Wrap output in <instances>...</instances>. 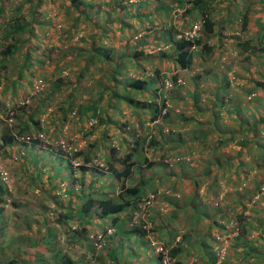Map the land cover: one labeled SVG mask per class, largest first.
<instances>
[{
    "label": "trees",
    "instance_id": "16d2710c",
    "mask_svg": "<svg viewBox=\"0 0 264 264\" xmlns=\"http://www.w3.org/2000/svg\"><path fill=\"white\" fill-rule=\"evenodd\" d=\"M214 1H218L219 10H228L227 15L219 21L211 13V2ZM261 2L264 14V0ZM98 3L97 0H0V71L7 70L11 61L19 60L18 54L23 57L18 74L12 75V85L20 83L28 74L34 64L33 53L37 52L39 56L44 55V59L52 61L53 47L44 54L38 52V36L45 35L46 38L49 30L54 29V32H60L61 40L71 41L78 38L77 46L65 52L67 56L63 52L61 58H64V62L51 65L53 74L50 75L54 81L51 90L40 98V102L35 105L24 102L20 106L23 116L18 117L20 122L9 123L7 128L1 127L3 119L0 117V151H5L21 141L26 151L32 155V167H27L29 171L35 173L38 164L45 165L44 170L50 176H57L58 180L60 171L65 168L70 172L73 181L64 192L58 185L51 186L52 189H60V192L54 193L57 208L52 214L46 206L41 215H36L37 211L29 210L31 216L29 219L25 217V223L29 227L37 224L40 233L32 231L31 235L21 238L17 257L10 259L8 263L0 260V264H83L91 252L95 254L97 245H100V252L95 256L106 263L108 261L107 264H164L166 257L168 264H185L193 255H200L198 260L202 261L201 264H264V203L255 201L251 207L247 205L252 204L255 196L263 192L264 173L255 186L243 188L233 201L226 202L238 203L241 210L234 211L232 208L234 212H222L225 221L218 222L217 225L210 212L196 220L180 216L177 225L170 220L166 222L160 219L164 215L162 209L151 213L154 206L145 215L148 216V221H133L140 210L139 202L149 194L156 198L160 195L166 206L173 205L174 211L170 216L178 217L181 214L177 209L180 202L189 203V206L190 203L193 206L197 203L198 207H202L203 203H212L211 200L218 198L217 193L222 186L219 184V174L224 180L229 177L235 182L245 178L246 173H242L245 172L247 159L257 155L256 165L264 171V78L248 79L249 87H241L244 95L228 89L227 85L231 82L228 71L222 73L221 78L217 75L219 72L213 70L195 73L191 86L196 90L193 91L178 81L181 77L191 75L195 58L202 63L206 54H217L227 39H231L240 55L250 52L252 55L264 56V15L257 21L255 35L244 39L234 33L236 27L233 26L236 19L241 18L240 29L248 30L251 5L242 6L240 0H140L135 8V3L130 0L126 4L122 0L118 1L116 6L120 7L119 15L112 21L118 25L117 31L135 24L133 21H126L129 17L136 18L135 15L156 11V17H162L157 24L162 25L161 31L166 34V39L160 40L159 52L152 50L148 54L146 49L151 51L158 47L154 45L158 38L152 23L146 26L145 33L140 36L146 40L132 49L129 47L130 43L116 46L113 42L108 46V43L103 42V37L106 38L109 34L106 27L92 36L87 34L85 21L90 13L94 10L95 17L100 18L101 13L106 14L109 11H103ZM149 15L154 17L153 14ZM199 17L204 19L203 36L195 41L177 37L181 29L185 31ZM177 20L180 27L175 23ZM224 29L232 33L223 35ZM82 30L84 34L80 33ZM117 33L115 32L114 37L120 32ZM119 35L132 40V36L127 37L122 33ZM167 46L173 47V52L168 53ZM120 49L122 50L119 51ZM132 55L135 58L148 56L149 61L154 63L151 68L154 72H151L149 78L140 75L124 76L125 68L132 66L136 69L127 57ZM245 59H250V56ZM167 60L174 61L177 67L168 78L174 84L179 82L181 88L177 89L178 94L176 90L170 93L169 97L174 96L182 102L172 110L166 103L168 99L158 93V90L151 89L156 79L161 80L162 65ZM73 61H77L81 69L75 70ZM134 61L142 65L141 60ZM181 70L185 71L184 76H181ZM73 72H76V76L67 79V75ZM206 75H210L213 81L210 80L212 91L209 94L203 91L202 95L198 89L201 85L198 80ZM2 76L0 72V80ZM262 76L264 77V73ZM38 77L44 79L42 76ZM234 77L236 78L235 75ZM222 80L226 83H222ZM86 81H89L88 85ZM82 83L85 85L82 86ZM67 87L72 89L67 93L65 101L61 102V111L54 124L64 126L71 114L74 119L72 125L74 129L78 128L76 133L84 140L80 147L70 148L71 145L67 142L66 149L59 144L56 150L52 143L33 137L31 130L48 131V124H45L40 113L50 106L53 99L59 98ZM78 89L86 92L77 95ZM149 91L155 94L154 100L151 97L147 100ZM37 95L33 94L32 98ZM186 98L191 102L183 101ZM115 101L118 104L124 103L125 106L115 107ZM0 106V110L4 109L3 105ZM164 108L166 111L162 114ZM9 109L11 108L6 107L5 111L8 112ZM125 109L130 113L129 121L123 120ZM207 115L211 121H207ZM15 117L17 118L16 111ZM8 118L7 114V121ZM227 121L232 122L231 127L227 126ZM146 123L145 129H141L140 126L143 127ZM167 124L169 127L166 129ZM51 127L52 125L49 126ZM100 129L103 131L100 137H88L99 133ZM196 141L203 143L208 149L196 155L192 161L186 156L195 154ZM231 144L241 147L229 153L227 146ZM151 150L154 155L160 153V161L150 157ZM22 154L26 157L25 152ZM174 157L177 158L176 164L171 161ZM74 160L78 162L77 165ZM96 160H101L102 163H94ZM116 163L122 164L123 169L118 170ZM148 171L150 173L146 176ZM212 174L214 179L211 180ZM87 175L90 176L89 182L85 180ZM105 179L109 180L107 184ZM208 181V192L202 194L199 184ZM166 182L171 186L163 190L162 186ZM180 184L193 186V190L183 193L179 188ZM115 185H118V191L114 190ZM6 192L7 187L0 182L2 205L6 200ZM221 206L217 203L216 208L222 209ZM1 210L0 207V214ZM246 210H249L247 214ZM254 211L258 214L253 215ZM214 214L219 215L218 212ZM168 216L169 214L167 218ZM208 218L212 220L207 229L203 222ZM108 220L113 227L112 233L108 232V228L102 231L91 229L96 223L104 226ZM5 221L6 216L0 223L4 224ZM233 222L238 225V230L237 225L230 226ZM180 225L179 232L176 227ZM217 227L221 232H212ZM1 230L0 226V249H5L3 238L6 234ZM155 231L158 236H166L165 244L169 249L165 254L151 249L152 234ZM235 231H238L235 236L230 235ZM62 232L67 235V250L60 243ZM225 234L231 236L232 242L228 245L233 247L231 255V250L221 253L220 245L224 244L221 237ZM13 240L16 241L15 238ZM77 245L85 250L79 256L72 251ZM140 254L145 257L143 260H138ZM192 264L200 263L195 261Z\"/></svg>",
    "mask_w": 264,
    "mask_h": 264
},
{
    "label": "rangeland",
    "instance_id": "374dc122",
    "mask_svg": "<svg viewBox=\"0 0 264 264\" xmlns=\"http://www.w3.org/2000/svg\"><path fill=\"white\" fill-rule=\"evenodd\" d=\"M99 3L98 5L100 6V8L103 11H107L109 10L106 14L101 13L100 14V18H96L95 17V11L93 10L90 13V16L86 19L85 21V30L87 32L88 35L92 36L94 33L97 34L100 29L102 30V28H107L109 29V34L108 37H103V42L108 43V46H110L113 42L115 43L116 46L119 45H128L130 43L131 49L133 48V46H136V44L141 43V41H145V38H140L141 35H143V33H145V28L146 26H148L150 23H152V26L154 27L155 33L157 35L158 40L155 41L156 48L154 49H146L147 52H149L148 54L152 53V50H154L153 52H159L160 48V40H164L166 39V34L163 33L161 31V27L162 25H158L157 23L159 22L160 19H162V17H156L158 15V12L156 11H152L149 14H153V16H150L148 13L147 14H143V15H135L136 18H126V21H133V24L131 27H128L127 29L123 30V29H119L118 30V25L114 24L112 21L114 17H118V12L120 10L119 6H116L118 1L121 0H97ZM105 1H110L113 4L111 5V3L107 4V2L105 3ZM123 3H127V0H122ZM130 2L135 3V5L133 6V8L137 7L139 5L140 0H130ZM229 2V1H227ZM212 6H211V13L214 16H217L218 18L217 21H219V19H222L223 17H225L228 13V10H219L220 6L218 1H214L211 2ZM240 4H242V6L246 5H251L250 6V24L248 26V30L246 31H242L241 28V18L236 19V21L234 22V26L236 27L234 29V33L242 36L244 39H248L252 36L255 35V33L257 32V21L259 19L260 16L264 15L263 14V10L261 9L263 7V4L261 2V0H240ZM152 5V4H151ZM152 6H149V8ZM115 10H114V9ZM148 8V9H149ZM95 17V18H94ZM156 17V18H155ZM180 16H178L177 19H179ZM85 19V18H84ZM166 20V18L164 19ZM71 22V21H70ZM156 23V24H155ZM177 24V27L179 26V21L177 20L175 22ZM114 29V30H113ZM48 30V28H47ZM56 30L53 29L49 30L48 36L45 38L44 36H38L36 38V42L39 46L38 52L41 53H45V51H50V49L53 47L54 50H52L51 54L54 55L52 61H49L48 59H44V55L39 56L37 52L33 53V57L34 60H32V62L34 63L31 67V69L28 71V74L22 79V81L20 83H15L12 85V81H14V78L12 75L18 74L19 72V64L21 63L23 57L21 54H18V56L20 57L19 60H15V61H11L10 63H8V67L7 70L0 71L2 73V77H1V84H0V105L4 106V109L0 110V117L3 119L2 120V128H7L8 126H10L9 123H19L20 119H18V117H23L22 114L20 113V106L23 105V103H30L31 105H35V103H39L40 102V98L45 96L46 93H48L51 90V85H52V81H54V78L50 75V73L53 74V72H51L52 66L51 65H55L57 62H64L62 57L63 52H67L72 50L73 48H75L77 46V40L78 38H74L71 41H65V40H61L60 36V32H54ZM115 32H120L122 34H125L127 37H131V39L128 38H124L123 35H119L118 33V38L117 36L114 37ZM81 34H84L83 30L80 32ZM230 33H232L229 30H225L223 32V35H229ZM80 34V35H81ZM154 35V34H153ZM151 36L152 38H154V36ZM117 39V40H116ZM216 41V40H215ZM167 51L168 53L173 52V47H169L167 46ZM122 49H120L119 51H121ZM130 51V50H129ZM67 56V53H65ZM123 54V52L121 53V55ZM247 54V55H246ZM245 55H240V53L238 52L237 47L233 44V42L231 41V39H227L224 41L223 43V47L219 52H217V54L215 55H211L209 56L208 54H206L204 56L205 61H203L202 63H200L198 58H195L193 66L190 70L191 75L185 77V71L181 70L180 73L182 74V77L184 82H186L185 86L187 87H191L192 82H194V79L192 78L194 76L195 73H201L204 72L207 73V71H211L213 70L214 72H219L218 77L221 78L222 73L228 71L229 75H230V80L231 82L227 85L229 86L228 89L233 90L234 93L238 94V95H244L243 89L241 88L243 85L244 87H249V80L250 78L254 79V78H264L262 76V74L264 73V56L263 55H252L250 52H247ZM262 54H264V52H262ZM248 55L250 56V59H245V57H248ZM65 56V57H66ZM117 56V55H116ZM113 57H115V55L113 54ZM128 59L131 60V62L134 63L135 68L134 69L131 67H127L125 68V70L123 71L127 76L130 75L132 77H137L138 75L142 76L143 78H149V75L151 74V72H154L151 70V68L153 67L154 63H152L151 61H149L148 56H145L143 58L138 57L135 58V56H127ZM1 58V55H0ZM127 59V58H126ZM127 59V60H128ZM134 60H141V63L135 62ZM162 63V62H161ZM1 65V64H0ZM130 65V64H128ZM73 68L75 70H79L81 69L80 64L77 61H73ZM177 67L174 63V61H166V63H164L162 65V70L165 71L163 73L162 71V77L161 80L156 79V81L151 85L149 83V86L151 85V89L152 90H160L161 94H167L169 91L171 93V90L168 88H164V80H166L170 75H172V73L174 71H176ZM137 72H140V74H138ZM233 72V73H231ZM153 74V73H152ZM209 74V73H208ZM234 75L236 76V78L234 77ZM38 76H42L44 78L45 81V89L42 93H40L39 95H37L35 98H32L33 96V91H34V87H35V82L36 80L40 79ZM72 76V77H71ZM76 76V72H73L71 74L67 75V79L68 77H75ZM38 77V79H37ZM212 79L210 78V75H206L204 78H201L200 80H198L199 84L204 82V86H200L198 87V89H200L199 91H201V93L206 92L207 94L211 93L212 91ZM207 82V83H206ZM226 83L224 80H222V83ZM87 85L89 84V81L87 82ZM12 85V86H11ZM85 83H82V86H84ZM11 88V90L9 89ZM72 89V87H67V89L64 90V92L61 94V96L57 99H53L52 103L50 104V106L48 108H46V110L42 113H40L41 117L43 118L45 124H48L46 127L48 128L47 132H43V131H36V130H31V133L33 135V137H37L42 139L43 141H48L49 143H52V145L54 146V149L58 150L59 148V143L64 140L66 143H70V145L72 147H80L83 144V138H81V135L76 133V130L78 128L74 129V126L72 125L74 119L72 118V115L70 114V118H68V120L64 123L63 125L58 126L57 124H54V120H56V117H58L61 108H60V104L61 102L65 101V98L67 97V93L70 92ZM228 90V91H230ZM82 92H86V90L84 91V89L81 91L80 89L77 90V95L79 94H83ZM137 92H141V91H137ZM139 94H143V93H139ZM146 94V93H145ZM148 98L147 100L151 97V100H154L155 98V94L153 93V91H149L148 93ZM56 95H58V93H56ZM173 97V98H171ZM171 97H167L166 100L167 104H169L171 106V110L175 108V105H177L178 103H182L181 100L179 99H175L174 96ZM59 99V101H58ZM173 99V100H172ZM187 100H189L188 98H186ZM31 100V101H30ZM115 107H121V106H125L124 103H117V101H115L114 104ZM6 107H12V109H14L17 113V118L15 117V119L10 122L9 119L7 121V114L8 112L5 111ZM1 108V106H0ZM170 108V107H169ZM187 111V110H186ZM6 112V113H4ZM114 112V111H113ZM123 114L125 115L123 117V120H128V116L130 115L129 111L127 109H125V111L123 112ZM226 114V112H225ZM227 115V114H226ZM143 116V115H142ZM146 117H148L146 115ZM72 118V119H71ZM149 119V118H148ZM129 121V120H128ZM89 124V122H87ZM227 126H232V122L227 121ZM14 124V125H15ZM166 124V123H165ZM8 125V126H7ZM52 125L51 128H49V126ZM145 125H143V127L140 126L141 129H145ZM58 126V127H57ZM167 127H169V124L166 125V129ZM1 132V130H0ZM263 132V131H262ZM103 133V131L100 129L99 133H94L91 134L88 137H100V135ZM93 138V139H94ZM263 138H264V133H263ZM213 142H215V140H213ZM240 145L237 144H231L230 146H227V150L229 151V153L234 152L235 150L240 149ZM198 149L200 150V148L198 147ZM22 152H25L26 157H24V154H22ZM157 154V153H156ZM154 155L153 151L151 150L149 152L150 157L153 160L156 161H160L161 157L160 153L158 155ZM41 155V152H40ZM198 155L197 149L195 151L194 155H190V156H186L187 159L189 160H194V157ZM31 157L32 155L29 154V152L26 151V148L24 145H22V142L19 141V143L15 144V145H11L7 148V150L5 151H0V167H2V169H4V171H6L8 173V179L4 180L2 179V175L0 174V182L2 184L5 185V187H7V192L4 196V198L6 199L4 204L2 205L0 203V207L2 208L1 210V214H0V222L1 219L4 218V216H6V221L4 222V224L0 223V226L2 228L1 232H5V237L4 239V247L5 249H0V254H3L0 257V260L5 261L6 263H8L10 261V259L12 258H16L17 254L19 253V243H20V239L25 237L26 235H31V232H35V231H39L40 230L38 228L37 224H32L31 227H29L26 223L25 220L27 218L25 217H29L31 216V214L29 213L30 211H37L36 215H41L42 210L44 209V207L46 206L48 209H50L51 214L53 212H55V208H57L56 206V196H55V191L60 192V189L56 188H51L52 185H58V187H61V191L64 192L65 188L67 187L68 184L73 183L71 176H70V172H67V170L64 168L60 171L59 176H58V180H57V176H50V173H48L47 171L44 170L45 165H41L38 164V168L37 171L34 173L32 171H29L27 167L31 168L32 166H30V162H31ZM245 157H248V155H246ZM176 160L177 158H171V161L174 162L176 164ZM192 160V161H193ZM166 161V160H165ZM46 162V159L45 161ZM75 165H77V161L74 160ZM94 163H102L101 160H96ZM256 163H258V158L257 155L247 159V162L245 163V172H243L242 174H245V178L243 179H238V182L233 181L232 179H229V177H226V179L224 180L223 177L221 176V174L218 175L219 177V184L222 185L217 193V197H215V200H211L212 203H221V207H224V204L226 202H231L236 198V195H239V191H242L243 188H251L253 186L256 185V182H258L262 176L264 171L261 170V168L257 167ZM116 168L118 170H122L123 169V165L120 163H116ZM31 170V169H30ZM41 171V172H40ZM150 173V171L146 172V176H148ZM214 174V173H213ZM212 174L211 176V180L214 179V175ZM33 175V176H32ZM104 178V177H102ZM85 180H87V182L90 181V176H85ZM103 180V179H102ZM109 181V180H108ZM107 179L104 180V182L107 184ZM76 189L78 188V184H75ZM170 183L166 182L163 184V190L170 188ZM115 191L119 190L118 185H115L114 187ZM162 190V191H163ZM263 192L260 195L255 196L254 201H259L261 203H264V188L262 190ZM170 193V192H169ZM150 195V194H149ZM162 195V193H161ZM147 197V196H146ZM144 198V197H143ZM67 199V197H66ZM225 199V200H222ZM145 200V199H144ZM144 200L140 201L143 202ZM210 201V200H209ZM208 201V202H209ZM160 203L162 202V197L159 195L156 200L154 201V209L152 212H157L158 210L160 211L162 205ZM159 204V205H158ZM196 205L193 206L192 204H190L189 207V211H184L183 213H181L180 215H178V217L175 216H168V220H170L172 223L174 224H178L179 223V217L183 216L184 218L189 219V217L192 220H196L199 219L201 216L203 215H208V212H212L211 209H213V212H219L221 208H216L217 204L213 205V206H202V207H198V204L195 203ZM159 208L157 209L158 206ZM206 207V208H204ZM156 209V210H155ZM30 210V211H29ZM164 215L162 217H160L161 220L166 221L164 218H167V215L165 212H163ZM255 213V212H254ZM188 214L190 216H188ZM152 215V214H151ZM34 217V216H33ZM144 217V218H143ZM148 217V216H147ZM145 215H142L139 219L138 222L141 221H148ZM23 221V222H22ZM32 221V220H31ZM134 221V219H133ZM207 224H204V226L208 229V223L211 222V219L208 218L207 220ZM167 222V221H166ZM150 224V223H149ZM233 223H231V225H233ZM155 225V224H153ZM230 225V226H231ZM110 226L109 220L108 222L103 226L101 224H95V226H92L91 229H93V231H97V230H104L106 227ZM179 232L181 231V225L179 227H176ZM97 229V230H96ZM113 228L109 229V232L112 231ZM215 230V233L221 232L219 227L213 229L212 231ZM32 232V233H33ZM182 233V232H181ZM238 233V232H235ZM43 235V234H42ZM153 235V242H151V249L158 252L160 245H165L163 247H165V250L167 251V249H169V246H167L165 244V237L163 238L162 236H158L159 234L155 231ZM230 235H233L230 234ZM228 234L223 235V237H221L224 241V244L220 245L221 253H227L229 250H231L230 255L233 253V247L228 246L229 242L231 241V236ZM156 236V237H155ZM234 236V235H233ZM16 239V241H14L13 239ZM58 238V237H57ZM60 243L63 245V247L65 248V250H67L69 247L66 246L67 243V235L65 233H61L60 234ZM178 240V238H177ZM91 243H93L92 240H90ZM94 244V243H93ZM97 247L99 248L100 245H97ZM98 248L95 250V254H93L91 252V254L87 257V261L83 264H107L104 260H99L97 259V255L98 252H100V250H98ZM73 253L76 256H79V254H81L82 252H84L85 250H83V248H81L79 245H77L73 250ZM199 252H195V254H198ZM200 255H193L191 257H189L190 259H187L185 264H192L193 262L196 261V263H200L201 264V260L199 258ZM145 257L143 256V254L139 255L138 260H143ZM112 264V263H110ZM176 264V263H174Z\"/></svg>",
    "mask_w": 264,
    "mask_h": 264
},
{
    "label": "crops",
    "instance_id": "0c3cea01",
    "mask_svg": "<svg viewBox=\"0 0 264 264\" xmlns=\"http://www.w3.org/2000/svg\"><path fill=\"white\" fill-rule=\"evenodd\" d=\"M200 86H204V83H201V85ZM189 89L190 90H196L194 87H189ZM186 91V90H185ZM202 95H203V93H202ZM184 97V96H183ZM183 101H188V102H191L190 100H183ZM207 117V121H211V119H210V117L207 115L206 116ZM196 149H197V152H198V154H200L201 152H204V151H206L208 148H206L204 145H203V143H200V142H198V141H196ZM199 144V145H198ZM198 147L200 148V150L198 149ZM208 185H209V181L208 182H203V183H200L199 184V187H200V192L202 193V194H205L206 192H208V190H207V187H208ZM179 188H180V190L183 192V193H188L189 191H191V190H193L192 188H193V186H184L183 184H180V186H179ZM178 195V194H177ZM212 197V196H211ZM230 202V201H229ZM161 205H162V207H161V209L163 210V212H165L166 214H169V216H170V213H172V211H174V206L172 205V206H166L164 203H160ZM191 204V203H190ZM204 204V206H213L214 204L216 205V203H203ZM221 204V203H220ZM159 205V204H158ZM158 205H155V206H158ZM249 207H251L252 205H253V203L251 204V203H248L247 204ZM225 206H227L226 208H225ZM189 203H183V202H180V203H178V207H177V209H178V211L180 212V213H183L184 211H189ZM159 208V206L157 207V209ZM232 208L234 209V211H237V209L238 210H241V208H239V204L238 203H225L224 204V207L222 208V209H220V211L218 212L219 213V215L217 214V216L214 214L215 212H213V209H211L212 210V212L210 213L212 216H213V218H214V220L215 221H217L216 222V225H217V223L218 222H220V223H222V222H224L225 221V218L223 217V215H222V212H226V210H229L230 212L232 211V212H234L233 210H232ZM249 212V210H246V214ZM255 212V213H254ZM253 212V215H257L258 214V212L257 211H254ZM153 214H154V212H153ZM166 221H168V218H164ZM212 220V219H211ZM204 224H207V221H204L203 222V225ZM231 225V224H230ZM205 227V226H204ZM227 227H228V229H229V224H227ZM206 228V227H205ZM213 232V231H212ZM179 238V237H178Z\"/></svg>",
    "mask_w": 264,
    "mask_h": 264
},
{
    "label": "built area",
    "instance_id": "2783aa9c",
    "mask_svg": "<svg viewBox=\"0 0 264 264\" xmlns=\"http://www.w3.org/2000/svg\"><path fill=\"white\" fill-rule=\"evenodd\" d=\"M202 28V23L201 22H197L194 25H192L189 29L185 30L183 33H181L178 37L179 38H186V39H195L200 35V31ZM169 85H171L169 83ZM45 89V81L44 79L40 78L38 80H36L35 82V87H34V91L33 94L39 93L41 91H43ZM9 121L12 122L14 120V114L15 111L13 109H9ZM63 147L66 148V142L65 141H61ZM70 148H72V146H69ZM0 174L2 175V179L7 180L8 179V173L6 171H4V169H2V167H0ZM155 199V195L151 194L149 195L144 202L140 203L139 205V212L136 213L135 218H137V216H139L140 214H144L147 215L149 214V209L150 207L153 206V202ZM237 224L234 223L233 226H236ZM236 229L238 230V225L236 227ZM238 232V231H235ZM233 233L234 235L237 233ZM101 237V235L99 236ZM159 251L163 252L164 254L167 253V251L165 250V248L163 246H160ZM164 264H168V260L167 258L164 259Z\"/></svg>",
    "mask_w": 264,
    "mask_h": 264
},
{
    "label": "clouds",
    "instance_id": "9594fccd",
    "mask_svg": "<svg viewBox=\"0 0 264 264\" xmlns=\"http://www.w3.org/2000/svg\"><path fill=\"white\" fill-rule=\"evenodd\" d=\"M189 1H191V0H189ZM197 22H201L202 23V28H201V31H200V35L197 37V38H195V39H186V40H193V41H195L196 39H198V38H200L201 36H203V24H204V19H202V17H199V18H197V19H195V21L193 20V22L191 23V24H189L186 28H185V30H187V29H189L192 25H194L195 23H197ZM184 31H183V29H181V32L180 33H178V35H177V37L181 34V33H183ZM180 83H183L184 85H185V83L186 82H184V80H183V78L181 77V78H179V80H178ZM179 82L177 83V84H174L173 83V80H171L170 78H167L166 80H164V85H163V87L164 88H166V89H170L171 91L172 90H176L177 91V89L178 88H180V85H179ZM169 83L171 84V85H169ZM181 89V88H180ZM158 93H160L161 94V91L160 90H158ZM177 94H178V91H177ZM169 96H170V91L167 93V94H163V97L164 98H169ZM176 99V98H175ZM170 107V109H171V106H169ZM8 108H11L12 109V107H8ZM14 110V109H13ZM15 111V110H14ZM165 111H166V108H164V110H163V112H162V114H164L165 113ZM8 116H9V111H8ZM15 119V118H14ZM62 141H64V140H62ZM59 144H61L62 145V143L60 142ZM64 149V148H63ZM66 149V148H65ZM78 164V163H77ZM149 196V195H148ZM147 196V197H148ZM147 197H144L143 199H141V201L142 200H144V199H146ZM155 199H156V197H155ZM155 199H154V201H155ZM144 202V201H143ZM139 203H142V202H139ZM154 203V202H153ZM217 204V203H216ZM141 215H143V214H140L139 216H137V218H134V220H138L139 221V219H140V217H141ZM106 228H108V232H109V229L110 228H113V227H111V226H108V227H106ZM113 232V229H112V231L111 232H109V233H112ZM234 233V232H233ZM232 234V233H231ZM234 235V234H233ZM236 235V234H235ZM234 235V236H235ZM160 246H163V245H160ZM159 252V251H158ZM167 258V257H166ZM167 260H168V258H167Z\"/></svg>",
    "mask_w": 264,
    "mask_h": 264
}]
</instances>
